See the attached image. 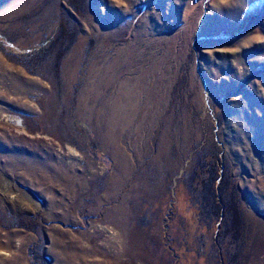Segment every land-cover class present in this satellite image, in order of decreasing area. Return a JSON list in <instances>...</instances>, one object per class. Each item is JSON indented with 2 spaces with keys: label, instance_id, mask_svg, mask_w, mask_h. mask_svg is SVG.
I'll return each instance as SVG.
<instances>
[{
  "label": "rangeland",
  "instance_id": "obj_1",
  "mask_svg": "<svg viewBox=\"0 0 264 264\" xmlns=\"http://www.w3.org/2000/svg\"><path fill=\"white\" fill-rule=\"evenodd\" d=\"M0 264H264V0H0Z\"/></svg>",
  "mask_w": 264,
  "mask_h": 264
}]
</instances>
